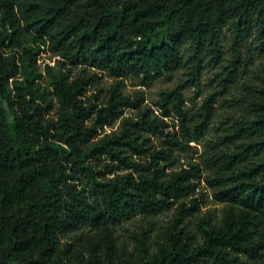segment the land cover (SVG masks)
<instances>
[{
    "label": "trees",
    "instance_id": "1",
    "mask_svg": "<svg viewBox=\"0 0 264 264\" xmlns=\"http://www.w3.org/2000/svg\"><path fill=\"white\" fill-rule=\"evenodd\" d=\"M46 45L115 83L94 90L95 72L46 64L48 90L38 63ZM257 53L264 0H0V264H264V77L243 114L206 137L217 95ZM217 65L222 89L189 108L184 90L198 93ZM181 69L155 102L161 115L143 92L122 91L123 79L150 85ZM126 108L135 115L101 135ZM193 141L200 161L179 164ZM203 183L225 204L219 222L199 215ZM172 208L153 245L144 232L136 252L119 243L124 221Z\"/></svg>",
    "mask_w": 264,
    "mask_h": 264
},
{
    "label": "rangeland",
    "instance_id": "2",
    "mask_svg": "<svg viewBox=\"0 0 264 264\" xmlns=\"http://www.w3.org/2000/svg\"><path fill=\"white\" fill-rule=\"evenodd\" d=\"M230 34L229 32H223V43H224V61H227L231 57L230 53ZM43 49V52L40 54L38 60L40 72L43 73V78L40 80L41 84L48 88L52 89L50 83V77L45 71L46 64L59 68L60 66H65V68H70L74 76L80 74L83 71L88 73H94L98 76V82L93 86V89L101 88L104 92L110 88L114 83L115 79L108 75V72L105 70H100L92 68L82 64H70L67 59L62 58L59 55H54L46 45ZM246 56V54H244ZM245 68V67H243ZM221 66H207L203 71L202 81L200 85V90L197 93L196 87L194 85H189L184 90V95L187 98V106L189 108H198L202 105L206 96L212 93L214 90H221L220 79L215 75L221 70ZM243 70V69H242ZM184 69L173 72V74L162 76L158 79H155L150 85L138 84L139 80L137 77H129L123 79L122 82V91L124 94L135 95L137 92H143L145 95V104H149L157 114H162V111L158 109V106L155 105V102L160 98L161 92L164 89L172 88L177 83L185 78ZM264 77V56L257 53L253 60L247 67V72L241 71L239 76V81L237 84L231 85L226 90L217 95L214 116L212 123L208 130L206 137L216 138L220 132H222V127L224 125H230L232 118L234 116H240L244 112V103L243 100L250 95L252 92L251 88L259 86L263 81ZM49 110L48 116L56 119L58 114L56 111L57 103L56 98L49 93L48 99ZM135 110L131 108H126L124 115L118 118L113 124L106 126L105 130L101 132V135L111 134L119 130L123 118L135 115ZM164 118L170 123L174 121L178 123V119L170 116ZM179 129V127H177ZM193 148L185 153L178 155L179 164L187 163L191 160L200 161V156L203 152V145L197 142H191ZM123 172V171H120ZM204 184V183H203ZM202 200L203 204L201 205L200 214L201 216H209L212 221L219 222L222 215L225 204L216 200L213 189L205 185L201 188V191L197 194ZM175 215V209L164 211L156 216H150L144 218L141 215L135 216L134 218L124 221L122 224L118 225L115 231V234L118 238V241L121 245L126 247L130 251H138V235L143 233L146 235V240L150 242L151 245L160 238L161 230L168 226Z\"/></svg>",
    "mask_w": 264,
    "mask_h": 264
}]
</instances>
